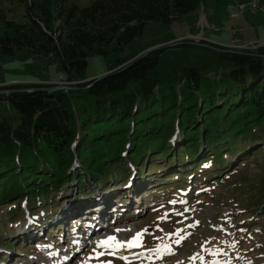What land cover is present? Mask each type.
<instances>
[{
	"label": "trees",
	"instance_id": "trees-1",
	"mask_svg": "<svg viewBox=\"0 0 264 264\" xmlns=\"http://www.w3.org/2000/svg\"><path fill=\"white\" fill-rule=\"evenodd\" d=\"M18 1L23 23L8 20L0 7V55L26 48L54 58L68 82L84 79L89 57L123 50L147 24L179 20L199 5L197 0H94L84 7L69 0ZM163 49L77 85L74 92L93 99L81 116L73 91H19L50 86L37 84L0 87L6 91L0 103L18 114L16 124L0 120V206L9 204L0 208V217L23 213L25 203L31 215L43 209L47 218L65 206L68 191L84 199L110 178H127V166L141 176L147 168L155 171L159 159L166 161L163 170L213 154L200 161L196 174L206 161L213 163L212 173L224 172L232 164L222 160L227 152L256 151L248 162L258 156L264 161L260 147L253 150L259 142L264 146V46L218 53L230 64L223 85L201 76L199 68H185L179 79L171 73L159 86L146 74ZM3 233L0 227L1 238Z\"/></svg>",
	"mask_w": 264,
	"mask_h": 264
},
{
	"label": "rangeland",
	"instance_id": "rangeland-1",
	"mask_svg": "<svg viewBox=\"0 0 264 264\" xmlns=\"http://www.w3.org/2000/svg\"><path fill=\"white\" fill-rule=\"evenodd\" d=\"M69 1L84 7L94 0ZM197 1V10L179 20L168 24H147L141 33L134 35L124 45L123 50H114L106 56L89 57L84 79L77 78L78 82L94 80L119 70V62L125 58L128 61L121 69L146 52L164 48L159 55L158 65L146 74L147 78L157 80L159 86L164 84L171 73H174L175 80L179 79L181 70L185 68H199L201 76L221 85L226 84L228 76L224 73L229 70L230 64L220 60L217 54L224 50L230 51L223 48H229L233 41L238 46L264 42V10L257 9L254 12L247 6L254 0ZM238 5L247 7L242 13H238L235 10ZM0 7L8 20L16 23L25 21L24 6L18 0H0ZM233 12L237 16L230 18ZM191 37H198L200 45L189 43L193 41ZM182 43L187 45H180ZM237 50L238 48L233 49ZM65 78L57 60L37 55L26 48L15 50L12 55H0V87L13 83H60L59 86L75 88L77 83H67ZM132 86L134 83L127 90ZM72 93L73 107L81 116L93 99L83 93ZM2 119L13 120L15 124L18 122V114L12 109L8 110L4 102L0 103V120ZM258 144L261 146L260 142ZM261 149L264 150V147L261 146ZM240 154L244 156L235 155L229 171L220 172L215 178L217 180L207 182V186L203 185L206 178L199 183L196 181L195 187L193 182H189L206 175V172L198 175L194 173L190 178L181 176L180 179H174L175 176L172 175L183 173L178 170L179 172L171 173L169 178L160 176L155 179L154 176L159 172L151 175V171L147 169L135 184L134 192L127 191L125 205L120 203L122 207L119 205V209H112L111 216V210L105 213V208L111 206L112 202L107 203L103 199H124L120 194L123 181L119 182L120 185H113L120 187L115 190L111 184L105 185H109L108 189L102 186L81 202V205L94 208L102 199L101 207L97 208L100 210L97 212V228L93 233H87L86 224L77 223L75 235L79 244L74 243L73 250H70V237L53 236L46 242L43 235H36L34 232L35 229L42 230V233L49 232L51 226L61 227L60 222L50 221L34 228L32 220L35 221L44 214L39 213L29 219L27 215L23 218L20 212L14 215L15 218L4 212L0 217V227L6 234L3 233V238L0 237V264H264V161L262 156H258L254 161L246 163L253 151H241ZM164 163V159L156 161L159 167ZM242 164L245 165L239 169ZM186 165L187 163L182 166L184 171L192 169L193 165L184 167ZM233 169L239 170L227 176V179L223 178L225 173L228 174ZM187 185L190 187L183 189ZM68 192L71 194H66L63 199L66 200V205L58 215L61 220L72 219L80 216L77 212L81 213L79 209H75L79 208L78 204H71L76 202L75 190ZM174 196L177 200L168 205L173 202ZM87 208L89 207L84 210ZM72 213L74 216H71ZM64 232H68L65 227ZM138 234L139 246L136 247H102L93 242L95 238L105 235L116 241L124 238L131 242ZM13 240L15 246L10 250L2 246ZM32 248L34 253L29 250Z\"/></svg>",
	"mask_w": 264,
	"mask_h": 264
},
{
	"label": "bare ground",
	"instance_id": "bare-ground-1",
	"mask_svg": "<svg viewBox=\"0 0 264 264\" xmlns=\"http://www.w3.org/2000/svg\"><path fill=\"white\" fill-rule=\"evenodd\" d=\"M92 216H94V215H92ZM99 217V216H98ZM95 218H97V216H95ZM98 222V218H97V220L96 221H94V223L92 222H90V218L88 217V218H86L84 221H83V224H86L85 225V228H86V231H87V233H93L94 231V229L95 228H97L96 227V223ZM88 223V224H87ZM95 231H97V229L95 230ZM111 236H103V237H98V238H95V240L93 241L97 246L98 245H102V243L105 241V240H107L108 238H110ZM71 239L72 240H74V243H77V244H79V241H77L76 242V239H77V236L76 235H73L72 237H71ZM133 239H131V241H132ZM116 241V240H115ZM117 243H119V244H122V245H127L128 244V242L124 239V238H122V240L121 241H116ZM102 247H104V246H102ZM105 247H114V248H118L117 246H116V244H110V245H105Z\"/></svg>",
	"mask_w": 264,
	"mask_h": 264
},
{
	"label": "snow or ice",
	"instance_id": "snow-or-ice-1",
	"mask_svg": "<svg viewBox=\"0 0 264 264\" xmlns=\"http://www.w3.org/2000/svg\"><path fill=\"white\" fill-rule=\"evenodd\" d=\"M173 203H175V202H173ZM139 235L140 234H138L137 237L133 239V241L128 242L127 246L128 247H136V246H139ZM177 235L179 236V233H177ZM177 242H179V241H177ZM110 244H116L117 247H123V246H125V245H122V244L117 243L115 241V238H113V237H110L107 240H105L102 243L101 246L110 245Z\"/></svg>",
	"mask_w": 264,
	"mask_h": 264
},
{
	"label": "water",
	"instance_id": "water-1",
	"mask_svg": "<svg viewBox=\"0 0 264 264\" xmlns=\"http://www.w3.org/2000/svg\"><path fill=\"white\" fill-rule=\"evenodd\" d=\"M176 45V44H175ZM170 46H173V45H170ZM261 57H264V56H261ZM121 68V67H120ZM92 86V85H91ZM57 89H60L59 87H45V88H40V89H32V90H19L20 92H31V91H35V90H42V91H47V92H52L54 90H57ZM86 89V88H84ZM2 94H5V92H0Z\"/></svg>",
	"mask_w": 264,
	"mask_h": 264
},
{
	"label": "built area",
	"instance_id": "built-area-1",
	"mask_svg": "<svg viewBox=\"0 0 264 264\" xmlns=\"http://www.w3.org/2000/svg\"><path fill=\"white\" fill-rule=\"evenodd\" d=\"M257 5V2H253V3H251V6L254 8L255 6ZM243 6H240L239 7V10H243ZM232 16H234V15H232Z\"/></svg>",
	"mask_w": 264,
	"mask_h": 264
}]
</instances>
